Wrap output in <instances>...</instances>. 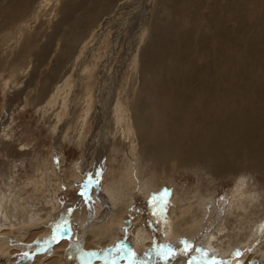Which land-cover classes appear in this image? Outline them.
I'll return each mask as SVG.
<instances>
[{
	"label": "rangeland",
	"instance_id": "obj_1",
	"mask_svg": "<svg viewBox=\"0 0 264 264\" xmlns=\"http://www.w3.org/2000/svg\"><path fill=\"white\" fill-rule=\"evenodd\" d=\"M19 1L0 0V264H174V258L178 264H251L253 259L264 264V173L244 168L222 176L203 161L180 166L172 156L162 163L151 146L159 141L171 150L166 129L146 124L141 131V98L154 91L147 63L159 41L177 40L168 38L173 35L169 24L173 21L177 31L183 1L30 0L28 8ZM205 2L203 11L210 16L216 6ZM192 16L185 15L189 21ZM242 20L256 24L247 14ZM230 24L238 25L236 19ZM205 32L206 39L214 34ZM239 53L232 50L225 58L219 49L214 82L221 80L220 63L228 65L222 64V78L230 77L235 70L230 57ZM205 65L199 59L196 67ZM44 84H59L60 93L45 91ZM241 96L243 108L255 106L252 96ZM111 139L115 150L100 153L103 147L97 145ZM21 144L27 145L24 151ZM179 229L193 234L176 242L175 237L186 236L176 234ZM233 235L243 242L239 247L230 241ZM97 239L107 243L101 255L93 252ZM216 241L232 250L218 254ZM48 242L53 246L46 247ZM205 248L209 253L201 261Z\"/></svg>",
	"mask_w": 264,
	"mask_h": 264
},
{
	"label": "bare ground",
	"instance_id": "obj_2",
	"mask_svg": "<svg viewBox=\"0 0 264 264\" xmlns=\"http://www.w3.org/2000/svg\"><path fill=\"white\" fill-rule=\"evenodd\" d=\"M170 1H168V2L170 3ZM182 1H183V3H181L182 7L180 9H178L176 12L177 16L179 17V21H180V26H178L177 31H174V28L176 29V24L173 21L171 22V24H169L170 32L173 29L171 32L173 35H171L168 38L173 39L176 37L177 40L171 45H165L161 41H159L156 45V49H155L154 53L152 54L151 58H149V61L147 63V71H148L147 75H148L149 82H150L149 84H153V90L154 91H153V94H151V97L148 95L149 98L151 99V103H149V104L146 103L148 101V96L141 98V103H140L141 114L139 116L140 117L139 119H140V122L142 124L141 127L142 126L143 127L142 128L140 126L139 127L141 128V131H142L143 128L146 127V126L144 127V125H146V124L147 125H149V124L161 125L162 124V127H159L160 130H162L163 126L166 129V130H162V131L165 134L164 139H165L166 143L167 142L169 143L168 139H170V142H171L170 144H172V147L170 146L169 148L171 150H169L168 148L163 149V147L158 146V144L160 143L159 141H157V146L156 145L151 146L152 149L158 150L159 160H161L162 163H167V162L170 163L168 159H170L169 157L172 156V158H174L173 162L175 160L177 162V164H180V166L188 165V164L190 166V164H192V165L197 164V163H195L196 160L197 161H203L204 163L209 165V168L212 172H216L218 174H221L222 176L223 175L226 176L230 173L238 174V173L242 172V170H244V168L255 169L260 174H263L264 173V7H263L264 6V0H225V3H221L220 5H219L220 0H209L216 6V8L211 9V15L210 16H208L205 13V11H203L205 4H206L205 0H190L192 3L184 2L185 0H182ZM29 3H30V0H20L17 4H19L21 6V8L25 7V6L28 8ZM193 4L196 7L195 9H194ZM176 7L178 8V6H176ZM1 8L2 7H0V9ZM11 8L15 9L14 7H11ZM20 11H22V9ZM174 11H176V10H174ZM172 12H173V10H172ZM13 13H15V12H13ZM13 13H10V14H13ZM190 13H193V16L191 17V20L189 21V20H187V17H185V15L190 14ZM242 13L247 14L248 18L250 17L252 20L256 21V24L254 22L253 23L251 22L252 24L250 26H248L242 20V15H243ZM8 14H7V16H8ZM10 14H9V16H11ZM213 14H215V16L219 22L214 18ZM170 15H171V13H170ZM68 18L69 17H67L65 19V21ZM12 19H14V18H12ZM231 19H236V21L238 23V25L236 27H232V25L230 24ZM21 20H22V18H21ZM225 21H226V23H225ZM16 23H17V21H16ZM22 23L24 24L25 21ZM22 23H19V24H22ZM219 23L222 25H220ZM186 26L189 27V29H186ZM184 28L187 31L188 30L189 31L187 32L185 30L187 33L181 34L179 36L178 34ZM206 29H210V30L214 31L213 36L209 39L205 38V33H206L205 30ZM225 32H229L230 35L225 36L224 35ZM181 44L182 45L184 44V48L181 46ZM238 48L240 50L239 56H237L234 59H232L230 57V59L232 61H229L230 64H232L233 62L235 63V65H234L235 70H232V73L229 75L230 77L226 76L225 78H222L224 76V74L222 73V69H224L222 64L226 65V62L220 63L218 71L220 73L221 80L220 81L215 80V82H214L213 78H215L216 73H218L217 67H216V63H217L216 53H219V49H223L225 52V55L223 54V56H225V58H228L230 55L229 52H231L232 50H236ZM185 49L188 52L187 55H185L186 54ZM221 52H222V50H221ZM220 54H218V55H220ZM220 57H222V56H220ZM232 57H233V55H232ZM225 58H223V60H226ZM22 59L24 60V58H22ZM188 59L191 60L190 61V63H192V64H190L191 66H189L187 64ZM199 59L200 60H206V65L200 69L198 67H196L197 61H199ZM148 64H149V68H148ZM227 66L228 65H226V67ZM230 67H231V65H230ZM150 68L151 69L153 68V70H150ZM184 68H185L184 71H186V73H184V75H182V74H180V71L183 70ZM226 69L230 70V68H226ZM144 71H146V70H144ZM14 76H15V73H14ZM230 80H232V83H234V84H227V82ZM255 82H257L258 84ZM44 86H46L45 91H47L48 89H49V91H51L50 89L54 88L53 90H55L54 91L55 94L58 92L60 93L59 84H57V85L56 84H44ZM226 86L227 87L228 86H234L235 90L233 89V91H231L229 88H226ZM178 88L183 89L182 90L183 92L182 91L180 92ZM53 90H52V92H53ZM163 91H166V93ZM52 92L50 94H52ZM176 94H179V96H177ZM252 94H253V96H252ZM241 95L247 96V97L250 95V98L252 96V102L256 103L255 106H253L254 105L253 104L252 108H247V107L243 108L240 105V103H242V102L238 101V98ZM142 96H144V95H142ZM243 96H241V97H243ZM247 97H245V98H247ZM250 98H249V100H250ZM247 100H248V98L246 99V101ZM160 102L162 104H165L168 106L163 107V106H161L162 104H160ZM244 102L245 101H243V104H244ZM251 103H249V104H251ZM64 105L65 104H63V106H62L63 108H64ZM149 105H151V106L148 107ZM70 107H72V106L70 105ZM137 114H136V116H137ZM148 114H150L151 119L148 116ZM145 115H147V116H145ZM66 124L64 125V127H66ZM151 125H150V127H151ZM153 127H155V126H153ZM62 129L63 128H61L60 131ZM151 129H153V128H151ZM151 131L153 133L154 130H151ZM59 133L60 134H57V137H61L64 135V131L59 132ZM66 133H67V131L65 132V135H66ZM145 133H148V132H144V134ZM160 134L162 135L161 132H160ZM185 137L188 138V141L184 144V141H185L184 138ZM143 138H145V136ZM113 140L111 139L107 143L109 146L105 143H101V145L99 144L100 146L97 145L98 143L97 144L95 142L94 143L98 147H103L99 150L100 153L106 152L108 150H110V152H111V150L115 148L114 147L115 142L113 143ZM145 141H147V139ZM152 143L155 144L154 142H152ZM103 144H105V145L103 146ZM144 145H145V143H144ZM144 145H142V146L145 147ZM164 145L167 146V144H164ZM26 146L21 144L20 145V148H21L20 151H24L26 149ZM147 146L145 148H147ZM4 147H7V149H10V153H11V147H9V145H6ZM130 147H132V149H134V150H136V148H137L136 145L134 146L133 144H131ZM20 151H17V152L21 153ZM94 151L97 152L96 149ZM141 151H144V150L142 149ZM26 152L27 151H25V153ZM99 152H97V153H99ZM171 152L174 153L175 155L172 154ZM149 153H150V151H149ZM23 154H24V152H23ZM135 154H136V152H135ZM135 154H133V155H135ZM173 162H171V163H173ZM175 163H174V165H175ZM204 163H203V165H204ZM198 164H200V163H198ZM194 167H195V165H194ZM194 167L192 166V169ZM194 171H195V168H194ZM200 171H201V167H200ZM204 171L209 172V170H207V169ZM246 176H247V173H246ZM238 177H240V176H238ZM240 191H242V190L240 189L238 191V193ZM243 195H245V194H243ZM251 195H249V196H251ZM119 197H120V195H119ZM254 197H255V195H254ZM245 198L246 197L244 196V199ZM251 199H250V201H251ZM256 199H258V198H256ZM247 200H249V199H247ZM251 203H253V202H251ZM256 203H257V201H256ZM258 203H260V202H258ZM249 204H250V202H249ZM17 208L18 207L14 208V209L17 211ZM159 209H160V207H159ZM29 210L33 211L34 209L30 208ZM4 211H5V209H4ZM155 211H157V210H155ZM247 213H248V211H247ZM112 216H113V218H112V220H113L114 215H112ZM154 216H155V214H154ZM242 217H247V216L244 215ZM249 217H250V215H249ZM246 219H248V218H246ZM25 221L28 222L27 219ZM250 221H251V219H250ZM14 222H15V220H14ZM241 222L244 223V220ZM250 226H249V228H252ZM224 227H225V225H224ZM258 227L259 226H257L256 228L258 229ZM51 230L53 233V231H54L53 226H52ZM184 232H186V236H185ZM52 233L50 235H48L49 236L48 238L51 239L53 237ZM175 233L176 234L184 233L183 236L179 235V237H188V235L190 237L192 231H191V233H189V231L186 229H185V231L179 229V231L175 232ZM54 234L56 235V232ZM242 234H244V233H242ZM234 235H236V234H234ZM234 235H233V238L231 237L230 241H232V240L238 241V237L234 238ZM117 238H118V241L121 243V237H117ZM174 239L176 240V237ZM222 240H223V238H222ZM103 241H106V239ZM97 242H98V245H95V243H94V245H95L94 249L95 250H93V252L95 251L96 255H101L107 249L106 248L107 243L104 242L105 244L102 245L101 241L98 239L96 240V243ZM218 242L217 241L215 242L218 245V247H217L218 251L219 250L222 251V252H218V254L219 253L227 254L230 250H232L231 246H233V245L229 246L231 249L228 251V249H229L228 246L227 247L222 246L223 244H220ZM108 243H109V238H108ZM236 243H238L237 246L239 247L240 246L239 243H243V242L241 240H239ZM49 245L53 246V244L51 242L46 243L45 246L48 247ZM144 245H146V244H144ZM59 247H57V248H59ZM238 247H233V248H238ZM79 248H81V247H79ZM96 249L98 251H96ZM205 249L206 250H204V251L201 250L199 253V257L203 260L205 258L206 253L208 252L209 248H205ZM55 250H57V249H55ZM58 250H60V249H58ZM211 250H212V248H211ZM77 253H79V252H77ZM77 253H76V255H77ZM88 253H87V255H88ZM90 253H91V251H90ZM211 255H213V254H211ZM220 255H217L216 252L214 254V256H216V257L217 256L220 257ZM49 257L51 258V255H49ZM174 260H176V259H174ZM179 261L180 260H178L176 264H178ZM256 262L257 263H255V264H259L258 261H256ZM26 263H27V261H26ZM101 264H104V263H101ZM143 264H145V263H143Z\"/></svg>",
	"mask_w": 264,
	"mask_h": 264
},
{
	"label": "crops",
	"instance_id": "obj_3",
	"mask_svg": "<svg viewBox=\"0 0 264 264\" xmlns=\"http://www.w3.org/2000/svg\"><path fill=\"white\" fill-rule=\"evenodd\" d=\"M181 238H188V237H178L175 241L177 242L178 240H180ZM126 244V243H125ZM188 245H190V246H192L193 244H192V242L190 243V244H188ZM187 244L185 245V246H188ZM174 248H176V247H174ZM165 256H167L168 258L170 257L169 255H165ZM183 258H184V260L186 259V256H182ZM193 258V257H192ZM175 259V258H174ZM199 260H201L202 261V259L201 258H199ZM177 261H178V259H176V260H173V262H174V264H176L177 263ZM180 263V262H179ZM181 264H184V263H181Z\"/></svg>",
	"mask_w": 264,
	"mask_h": 264
},
{
	"label": "water",
	"instance_id": "obj_4",
	"mask_svg": "<svg viewBox=\"0 0 264 264\" xmlns=\"http://www.w3.org/2000/svg\"><path fill=\"white\" fill-rule=\"evenodd\" d=\"M88 183H89V182L87 181L86 184L88 185ZM87 187H88V186H87ZM84 189H85V190H84L83 193L85 194V193L87 192V189H86V188H84ZM81 194H82V193H81ZM55 242H56V241H55ZM256 261H257L256 259H253V260L251 261V263H252V264H255V263H257Z\"/></svg>",
	"mask_w": 264,
	"mask_h": 264
},
{
	"label": "flooded vegetation",
	"instance_id": "obj_5",
	"mask_svg": "<svg viewBox=\"0 0 264 264\" xmlns=\"http://www.w3.org/2000/svg\"><path fill=\"white\" fill-rule=\"evenodd\" d=\"M194 250V249H193Z\"/></svg>",
	"mask_w": 264,
	"mask_h": 264
}]
</instances>
